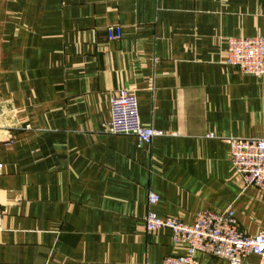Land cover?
I'll return each mask as SVG.
<instances>
[{
    "label": "crops",
    "instance_id": "crops-1",
    "mask_svg": "<svg viewBox=\"0 0 264 264\" xmlns=\"http://www.w3.org/2000/svg\"><path fill=\"white\" fill-rule=\"evenodd\" d=\"M257 35L264 0H0V264L183 254L168 229L145 231L148 210L192 224L230 208L242 232L264 230V192L229 156L230 139L264 137V76L225 63L228 37ZM122 89L161 136L102 131Z\"/></svg>",
    "mask_w": 264,
    "mask_h": 264
},
{
    "label": "built area",
    "instance_id": "built-area-1",
    "mask_svg": "<svg viewBox=\"0 0 264 264\" xmlns=\"http://www.w3.org/2000/svg\"><path fill=\"white\" fill-rule=\"evenodd\" d=\"M105 32L109 39L121 36V30L116 26L107 27ZM225 54V63L236 67L241 73L264 76V35L228 37ZM109 106V120L101 125L103 132L134 135L145 143L162 135L161 131L140 123L137 99L132 91L122 89L113 93ZM229 146L230 162L244 186H254L264 192V137L230 139ZM158 199L157 194L148 192L149 206ZM144 227L146 232L168 229L173 243L184 248L183 254L166 256L156 264H200L197 253L223 259L228 264H243L246 257L256 255L260 258V264H264V230L255 234L242 232L230 208L221 211L200 210L192 224L171 217L161 218L153 210H148Z\"/></svg>",
    "mask_w": 264,
    "mask_h": 264
}]
</instances>
